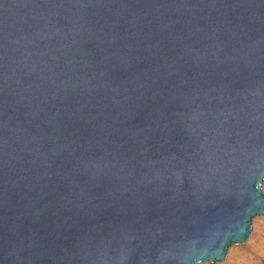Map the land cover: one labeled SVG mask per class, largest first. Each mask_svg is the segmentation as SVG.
Listing matches in <instances>:
<instances>
[{
    "label": "water",
    "instance_id": "95a60500",
    "mask_svg": "<svg viewBox=\"0 0 264 264\" xmlns=\"http://www.w3.org/2000/svg\"><path fill=\"white\" fill-rule=\"evenodd\" d=\"M264 0H0V264H201L264 217Z\"/></svg>",
    "mask_w": 264,
    "mask_h": 264
},
{
    "label": "rangeland",
    "instance_id": "374dc122",
    "mask_svg": "<svg viewBox=\"0 0 264 264\" xmlns=\"http://www.w3.org/2000/svg\"><path fill=\"white\" fill-rule=\"evenodd\" d=\"M259 187L264 193V181ZM201 264H264V217L250 219V231L245 240L228 246L222 260Z\"/></svg>",
    "mask_w": 264,
    "mask_h": 264
}]
</instances>
